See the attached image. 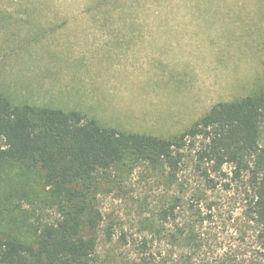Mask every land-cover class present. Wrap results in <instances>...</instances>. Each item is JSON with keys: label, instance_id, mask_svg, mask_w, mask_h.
<instances>
[{"label": "rangeland", "instance_id": "374dc122", "mask_svg": "<svg viewBox=\"0 0 264 264\" xmlns=\"http://www.w3.org/2000/svg\"><path fill=\"white\" fill-rule=\"evenodd\" d=\"M260 89L264 0H0V90L14 103L171 137ZM192 152L174 177L140 164L99 179L95 264H264L247 178L225 164L207 187ZM54 217L40 172L0 162V234L31 242Z\"/></svg>", "mask_w": 264, "mask_h": 264}, {"label": "trees", "instance_id": "16d2710c", "mask_svg": "<svg viewBox=\"0 0 264 264\" xmlns=\"http://www.w3.org/2000/svg\"><path fill=\"white\" fill-rule=\"evenodd\" d=\"M263 122L264 89L213 104L171 137L102 125L76 109L14 103L0 90V162L39 171L55 213L33 226L31 242L0 234V264H95L102 221L95 192L99 179L140 164L163 166L174 177L184 150L193 151L192 168L207 187L218 184L225 164L232 167V180L247 178L248 213L264 236ZM169 210L172 214L171 207L164 212Z\"/></svg>", "mask_w": 264, "mask_h": 264}]
</instances>
